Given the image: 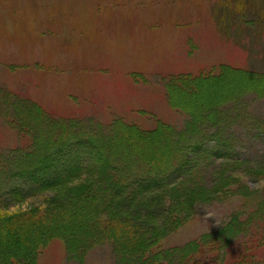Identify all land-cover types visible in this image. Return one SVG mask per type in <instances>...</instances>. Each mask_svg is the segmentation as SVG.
Listing matches in <instances>:
<instances>
[{"label": "rangeland", "instance_id": "1", "mask_svg": "<svg viewBox=\"0 0 264 264\" xmlns=\"http://www.w3.org/2000/svg\"><path fill=\"white\" fill-rule=\"evenodd\" d=\"M223 64L262 74L264 86V0H0V156L14 168L43 132L24 107L40 108L44 119L75 120L79 131L107 132L117 120L148 130L158 121L180 129L186 115L172 108L168 81L210 69L215 73ZM255 81L230 75L196 90L199 97L210 98L202 115L218 114L221 120L217 128L205 131L209 135L196 154L204 178L225 155L246 161L251 170L264 155V93L247 86ZM185 90L182 99L198 101ZM175 92L180 87L175 86ZM24 116L32 124L28 130L15 121ZM137 144L145 154L159 155L164 148L162 137L149 139L145 134ZM233 174L253 191L197 204L188 222L162 239L164 249L199 240L234 215L245 224L254 205L250 196L264 195V179ZM1 176L0 188L23 181L6 179L7 172ZM60 189L35 191L37 195L18 204L6 198L11 189L0 191L9 206L0 208L6 216L0 220L10 223L19 215L41 213L40 226L50 222L42 211L52 213L57 203L73 206L58 198ZM161 197L167 204V196ZM149 210H141L140 216ZM249 225L248 232L226 246L206 245L198 264H264L261 230L253 221ZM66 243L60 237L40 243L34 264H118L110 243L86 251L81 261L67 255ZM28 263L18 258L10 264Z\"/></svg>", "mask_w": 264, "mask_h": 264}, {"label": "trees", "instance_id": "2", "mask_svg": "<svg viewBox=\"0 0 264 264\" xmlns=\"http://www.w3.org/2000/svg\"><path fill=\"white\" fill-rule=\"evenodd\" d=\"M230 75L245 81L247 78L250 81L256 79L253 85L248 82L247 86L251 88L247 87L244 94L248 88L255 89L258 94L263 89L264 93L262 74L224 64L219 65L215 73L210 69L206 73H188L168 81L172 108L186 115L180 129L158 121L155 128L148 130L117 120L115 125L112 124L114 126L106 129L107 132L103 129L79 131L75 120L44 119L40 117V108L30 110L24 107L28 117L34 116L36 125L39 121L44 127L43 132L38 130L42 135L39 133L40 136L32 142L36 145L22 152L18 163L15 160L14 168L7 163L8 159L0 156V178L3 179L1 175L7 172L6 179L23 180L11 188L2 186L0 191L11 189L10 197L6 198L12 204H18L34 197L39 190L63 187L58 198L68 200L73 206H59L57 203L52 213L42 211L51 220L41 226V213L19 215V219L10 223L0 220L2 264H10L18 258L34 264L36 247L53 237L64 239L67 255L76 256L79 261L86 251L110 243L118 264H198L206 245H228L232 239L249 231L251 221L261 230V245L264 246V195L260 197L256 193L254 198V192L250 196L254 199L253 210L245 224L234 215L229 222L215 232L202 235L199 240L167 249L161 244L170 232L188 222L197 204L253 191L242 177L233 173L264 179V155L255 160L253 170L248 169L246 161L230 160L225 155L220 158L218 168L208 171L207 181L203 176L205 169L197 165L195 159L202 150L201 142L209 135L205 131L214 130L221 122L218 114L202 115L207 109L204 103L210 98L207 95L199 97L196 90L211 80ZM175 86L180 87L179 93L175 92ZM185 89L198 101L187 103L182 99ZM25 118L15 121L28 130V125L32 124ZM142 134L149 139L162 137L164 148L159 155L145 154L138 147V137ZM78 179L81 180L78 184H70ZM161 196H167V204H162ZM6 202L5 195L0 193V208L9 207ZM141 210L149 211L142 217ZM1 215L0 212V217H6ZM149 215L154 218H148ZM55 218L66 222H54ZM52 226L57 228L56 231ZM3 239L7 240L6 243Z\"/></svg>", "mask_w": 264, "mask_h": 264}]
</instances>
